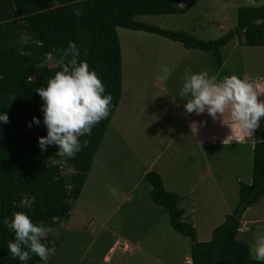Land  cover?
Returning <instances> with one entry per match:
<instances>
[{
	"label": "rangeland",
	"instance_id": "1",
	"mask_svg": "<svg viewBox=\"0 0 264 264\" xmlns=\"http://www.w3.org/2000/svg\"><path fill=\"white\" fill-rule=\"evenodd\" d=\"M263 3L197 0L182 13H143L134 19L213 39L234 24L236 7ZM115 32L120 51L119 100L67 219L45 227L54 236L49 248L54 254L47 264H187L188 239L167 224L166 213L150 200L140 169L153 159L166 190L175 189L178 206L188 213L196 239L203 241L236 200L231 180H248L250 147L214 145L208 153L182 132L173 133L182 113L176 108L179 93L174 88H179L186 68L207 69L211 74L209 53L182 48L141 30L116 27ZM218 53L222 65L217 74L213 72L217 81L232 74L264 75V45L243 46L232 38ZM165 68L171 70L168 78ZM159 81L164 89L157 86ZM204 164L210 167L212 180L204 176ZM238 228L253 258L250 245L264 230V193L242 211ZM115 239V246L108 248Z\"/></svg>",
	"mask_w": 264,
	"mask_h": 264
},
{
	"label": "trees",
	"instance_id": "2",
	"mask_svg": "<svg viewBox=\"0 0 264 264\" xmlns=\"http://www.w3.org/2000/svg\"><path fill=\"white\" fill-rule=\"evenodd\" d=\"M0 0V264H41L35 254L25 262L11 258L8 242L14 234L4 226L14 211H24L36 224L56 226L67 219L73 201L89 171L91 159L120 95V51L115 28L141 30L171 41L185 49L207 52L215 69L218 53L227 41L239 45H264V3L238 6L231 28L213 39H200L181 30L163 29L134 19L138 14L182 13L197 0ZM74 8L82 15L76 16ZM72 41L78 60L87 62L111 94L109 115L93 126L90 143L74 158L57 156L56 145L41 151L38 137L46 136L43 100L36 92L61 70L64 52ZM13 97V98H12ZM12 98V99H11ZM37 117L36 124L32 118ZM31 125V127H29ZM249 178L237 181L236 200L223 214L206 240L198 241L188 213L178 206L177 195L163 188L159 175L147 170L150 200L165 213L167 224L188 239L187 264H264L249 256L245 239L238 236L242 211L264 193V137L250 148ZM46 231L42 241L54 242Z\"/></svg>",
	"mask_w": 264,
	"mask_h": 264
},
{
	"label": "clouds",
	"instance_id": "3",
	"mask_svg": "<svg viewBox=\"0 0 264 264\" xmlns=\"http://www.w3.org/2000/svg\"><path fill=\"white\" fill-rule=\"evenodd\" d=\"M73 12L82 15L80 8ZM79 54L76 44L69 41L64 52L67 60L61 62V70L47 79L46 86L36 88L43 100V123L47 129L46 136L38 137V145L46 151L47 146L54 144L55 154L67 158H74L88 146L90 141L85 139L81 143L80 137L91 135L93 126L109 115L112 102L111 94H104L105 86L97 73L90 70L86 61L78 60ZM163 71L168 78L171 70ZM183 80L178 96L185 101L186 112L200 115L206 111L213 119L227 112L237 127L248 134L259 127L264 101L258 99L259 93L251 83L235 74L218 82L207 71L192 72L189 68L185 69ZM32 120L40 123L35 116ZM0 121L8 123L7 115L0 114ZM3 224L14 234L7 245L11 258L25 262L35 254L47 264L54 249L42 242L46 236L44 225L34 223L24 211H14ZM250 252L255 260L264 262V230L255 234Z\"/></svg>",
	"mask_w": 264,
	"mask_h": 264
},
{
	"label": "crops",
	"instance_id": "4",
	"mask_svg": "<svg viewBox=\"0 0 264 264\" xmlns=\"http://www.w3.org/2000/svg\"><path fill=\"white\" fill-rule=\"evenodd\" d=\"M210 65H211V67L209 69L211 71L210 72L211 74H209V73L208 74H209V76L212 77L213 72L216 74L219 72V68L221 67L222 63L217 69H215L213 67L212 62ZM200 71H207V69H200ZM240 78L251 83L254 90H256L259 93L258 99L264 101V75L255 74V73L250 75L247 73H242ZM220 81H222V80H220ZM183 82H184V80L182 79L180 84H178V86H177L179 88L177 90L174 88V92H177V93L180 92V90L183 86ZM157 86L160 88V90L164 89V86H163L162 82H160V81H159ZM176 100H177L176 108L180 109V112H182V113H181V117H180V120L178 122V125L174 128L173 133H176L177 131L182 132L183 134L186 135V140L191 141L193 143V145L197 148L204 147V149L208 153L213 152L214 145H220V146L221 145H223V146L224 145H230V146L232 145L233 147L245 145V146H248L251 148V143L254 141V139L264 137V117H262L260 119L259 127L256 128L255 130H253L251 132V134H248L246 132L241 131V129H239L237 127V125L231 120V118L227 112L222 117L217 115V117L215 119H213L211 116L208 115V113L206 111L200 115H197L195 112H193V113L186 112L184 107H183V109H181L182 102L185 103V101L182 100L179 96L176 98ZM111 117H112V114H111ZM111 117H110V119H111ZM161 150L158 151V153H160ZM203 167H204L203 173L205 174L204 176L208 180H212V178L210 176V172H209L210 167L205 166V164L203 165ZM147 168L149 170L155 171L159 175V177L161 179L162 186L164 189H166L165 183L162 179L161 172H159L157 169L153 168V159L149 158L147 160V163L144 165V167H142V169H140L141 171L139 172V177L143 178V174L145 171H147ZM237 181H239L237 177H235L233 180H231L230 188H231V191L233 192V194H235V195H233V199L236 196ZM169 190L172 192H175V189L173 187H170ZM125 196H128V195L125 194ZM178 201H179V198H178ZM116 242H117V240L115 239L108 246V248L112 247V245L115 246ZM124 247H125V244H124ZM104 256H105V259H103ZM106 256H107L106 253H103L102 259L106 260L107 259ZM186 258H187L186 259V261H187L189 258L188 255L186 256Z\"/></svg>",
	"mask_w": 264,
	"mask_h": 264
},
{
	"label": "water",
	"instance_id": "5",
	"mask_svg": "<svg viewBox=\"0 0 264 264\" xmlns=\"http://www.w3.org/2000/svg\"><path fill=\"white\" fill-rule=\"evenodd\" d=\"M187 262L189 263V258H188Z\"/></svg>",
	"mask_w": 264,
	"mask_h": 264
}]
</instances>
